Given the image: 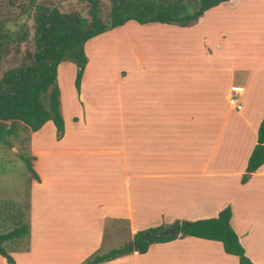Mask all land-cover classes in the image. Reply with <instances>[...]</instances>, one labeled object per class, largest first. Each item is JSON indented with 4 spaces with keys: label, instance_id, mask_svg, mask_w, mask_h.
<instances>
[{
    "label": "crops",
    "instance_id": "0c3cea01",
    "mask_svg": "<svg viewBox=\"0 0 264 264\" xmlns=\"http://www.w3.org/2000/svg\"><path fill=\"white\" fill-rule=\"evenodd\" d=\"M254 1L220 2L189 26L160 23L169 33H196L198 48L190 38L183 51L176 41L154 57L143 48L132 65L112 70L109 84L87 83L85 55L69 101L61 78L71 70L72 80L75 65L57 64L63 129L57 138L46 120L28 131L25 156L38 179L28 171V239L26 247L8 250L14 264H79L117 247L103 248L113 221L132 236L175 220L215 217L225 206L246 257L264 264V161L241 181L264 106V0ZM221 7L230 9L235 29L205 24ZM0 264H7L2 256ZM96 264L238 261L219 241L178 235Z\"/></svg>",
    "mask_w": 264,
    "mask_h": 264
},
{
    "label": "trees",
    "instance_id": "16d2710c",
    "mask_svg": "<svg viewBox=\"0 0 264 264\" xmlns=\"http://www.w3.org/2000/svg\"><path fill=\"white\" fill-rule=\"evenodd\" d=\"M86 1L89 4V17L76 11L62 13L54 7L35 5L32 59L29 64L4 70L0 77V145L10 144V138L17 134L18 123L35 131L46 120H50L55 127L56 137L61 136L63 120L59 110V89L55 80L56 66L62 61L75 65L73 85L78 92L86 63L83 45L88 39L128 20L140 24L156 22L189 26L205 10L227 0H108L107 21L97 15V0ZM9 37L10 34L0 27V57L4 41ZM20 158L27 170L38 179L30 167L29 157L20 154ZM263 161L264 106L256 131V143L247 158L241 181H245L249 173ZM229 218L230 208L225 206L215 217L175 220L169 226L178 225V232L160 238L145 240L163 228L160 225L137 230L126 243L107 251H94L79 264H96L133 251L142 253L149 243L168 241L178 235L219 241L225 253L237 257L238 264H252L229 225ZM28 232L27 220H20L11 229L0 232V256L7 264H14V261L3 243L21 239L25 241L26 247Z\"/></svg>",
    "mask_w": 264,
    "mask_h": 264
},
{
    "label": "rangeland",
    "instance_id": "374dc122",
    "mask_svg": "<svg viewBox=\"0 0 264 264\" xmlns=\"http://www.w3.org/2000/svg\"><path fill=\"white\" fill-rule=\"evenodd\" d=\"M258 1L260 0H255L254 3ZM36 4L54 7L62 13L76 11L82 16L89 17V4L86 0H0V27L1 30L10 34L2 48L0 77L4 70L29 64L32 59L34 52L33 16ZM108 10V0H97V15L103 21L108 20ZM153 24H138L134 20H129L120 27L95 36L93 42L89 44L92 50L89 51L88 46L85 51V55L89 58L87 83L90 84V80L94 78L97 84H109L114 76L112 70L119 66L132 65L136 61L133 54L141 52L143 48L147 54L149 53V57H154L156 53L165 54L167 51H172L171 42L176 41L175 50L183 51L182 42L185 38H190L188 42L193 45L194 49L198 48L194 45L196 33H192L191 36L184 31L169 33L162 28L160 23ZM205 24L209 28L222 24L228 29H235L230 9L226 11L223 7L208 15ZM71 76L72 71L70 70L61 78H64L61 87L63 98L66 101L72 98L69 83L73 85L74 78L70 80ZM234 87L242 89L241 86L232 84L231 90ZM72 88L74 91V85ZM17 127V134L10 138V144L0 145V232L11 229L20 220H27L29 174L20 154L25 155L29 129L21 123H18ZM110 230L108 233L111 232V234L103 237L104 250L110 246L122 245L132 237L127 232L124 223L116 224L113 221ZM3 244L7 250L25 247V241L21 239L6 241Z\"/></svg>",
    "mask_w": 264,
    "mask_h": 264
},
{
    "label": "water",
    "instance_id": "95a60500",
    "mask_svg": "<svg viewBox=\"0 0 264 264\" xmlns=\"http://www.w3.org/2000/svg\"><path fill=\"white\" fill-rule=\"evenodd\" d=\"M177 232H178V225H175L173 227H170V226L163 227V228L155 231V233H153L149 237L145 238V240H147L148 238H151V239L160 238V237L165 236L167 234L177 233Z\"/></svg>",
    "mask_w": 264,
    "mask_h": 264
},
{
    "label": "built area",
    "instance_id": "2783aa9c",
    "mask_svg": "<svg viewBox=\"0 0 264 264\" xmlns=\"http://www.w3.org/2000/svg\"><path fill=\"white\" fill-rule=\"evenodd\" d=\"M234 94H236V91L233 92ZM232 99V98H231ZM233 100V99H232ZM238 107V106H237Z\"/></svg>",
    "mask_w": 264,
    "mask_h": 264
}]
</instances>
